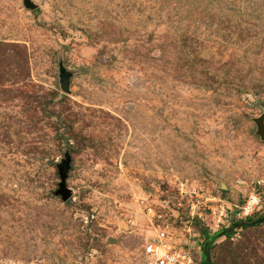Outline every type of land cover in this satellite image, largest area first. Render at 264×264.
I'll return each mask as SVG.
<instances>
[{
    "label": "rangeland",
    "instance_id": "obj_1",
    "mask_svg": "<svg viewBox=\"0 0 264 264\" xmlns=\"http://www.w3.org/2000/svg\"><path fill=\"white\" fill-rule=\"evenodd\" d=\"M30 1L0 0V264H148L157 225L264 264V0Z\"/></svg>",
    "mask_w": 264,
    "mask_h": 264
},
{
    "label": "built area",
    "instance_id": "obj_2",
    "mask_svg": "<svg viewBox=\"0 0 264 264\" xmlns=\"http://www.w3.org/2000/svg\"><path fill=\"white\" fill-rule=\"evenodd\" d=\"M257 196L250 195V198L242 206L244 215L252 213ZM167 227L157 225L156 234L147 239L143 245V252L149 257L148 264H196L191 253L183 248H176L171 243Z\"/></svg>",
    "mask_w": 264,
    "mask_h": 264
},
{
    "label": "water",
    "instance_id": "obj_3",
    "mask_svg": "<svg viewBox=\"0 0 264 264\" xmlns=\"http://www.w3.org/2000/svg\"><path fill=\"white\" fill-rule=\"evenodd\" d=\"M25 5L30 8H35V4H33L30 0H25ZM62 89L64 91H67L69 88V79L67 75H63L62 79ZM257 127H258V133L261 135V137L264 139V114H262L259 118L256 119ZM70 162L69 160L59 169L60 178L61 181L59 182V188L57 190V194L61 196V198L66 201L70 195H71V189L66 185L65 178L67 176V172L69 169ZM243 223H239L237 225H242ZM231 228H229L230 230ZM215 238L213 236L209 242L207 243L206 247L204 248V253L206 256V261L208 264H212L211 261V253H210V242ZM113 238H110V241H112Z\"/></svg>",
    "mask_w": 264,
    "mask_h": 264
},
{
    "label": "trees",
    "instance_id": "obj_4",
    "mask_svg": "<svg viewBox=\"0 0 264 264\" xmlns=\"http://www.w3.org/2000/svg\"><path fill=\"white\" fill-rule=\"evenodd\" d=\"M260 222H264V216L263 217H261V218H259L258 220H256V222L255 223H260ZM231 232H228V233H226V234H230ZM215 234H211L209 237L210 238H212L213 236H214ZM209 241V240H208ZM199 264H208L207 263V261L206 260H204V259H202L201 261H200V263Z\"/></svg>",
    "mask_w": 264,
    "mask_h": 264
}]
</instances>
